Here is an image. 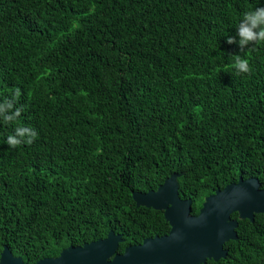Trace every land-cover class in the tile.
<instances>
[{
    "label": "trees",
    "instance_id": "obj_1",
    "mask_svg": "<svg viewBox=\"0 0 264 264\" xmlns=\"http://www.w3.org/2000/svg\"><path fill=\"white\" fill-rule=\"evenodd\" d=\"M264 0H0V253L25 264L122 236L118 252L170 227L132 192L171 174L197 215L242 179L264 188V43L240 50ZM248 59L237 73L230 55ZM11 114V113H9ZM17 125L35 129L12 148ZM236 219L237 214H232ZM224 259L264 264V215L238 220Z\"/></svg>",
    "mask_w": 264,
    "mask_h": 264
},
{
    "label": "water",
    "instance_id": "obj_2",
    "mask_svg": "<svg viewBox=\"0 0 264 264\" xmlns=\"http://www.w3.org/2000/svg\"><path fill=\"white\" fill-rule=\"evenodd\" d=\"M173 173L156 190L132 192L137 207L162 211L170 230L164 236L146 238L139 245L118 252L123 241L112 230L103 239L69 246L58 256L35 264H205L224 259L225 243L237 240L238 220L254 221L264 215V188L257 178L238 179L207 196L197 215L191 214L192 201L179 197L178 178ZM237 218H232V214ZM0 264H25L7 246L0 253Z\"/></svg>",
    "mask_w": 264,
    "mask_h": 264
},
{
    "label": "clouds",
    "instance_id": "obj_3",
    "mask_svg": "<svg viewBox=\"0 0 264 264\" xmlns=\"http://www.w3.org/2000/svg\"><path fill=\"white\" fill-rule=\"evenodd\" d=\"M236 36L239 37L238 41L234 37H228L226 43L229 45L237 43L240 50L248 48L249 45L264 43V7H256L243 14L236 28ZM230 56L233 61L231 67L237 73L247 74L252 71L248 59L242 58L239 54ZM19 95L20 90L15 89L13 102L6 100L4 104H0V117L6 123H11L16 120L23 110L19 108L12 111L14 101L19 98ZM36 138L37 133L35 129L17 125L14 134H9L6 142L10 147L16 148L21 144H31Z\"/></svg>",
    "mask_w": 264,
    "mask_h": 264
}]
</instances>
